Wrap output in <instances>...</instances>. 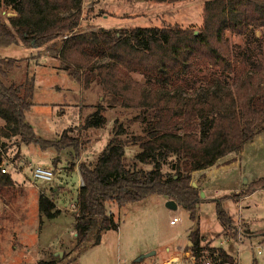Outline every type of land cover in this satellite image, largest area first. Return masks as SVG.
I'll return each instance as SVG.
<instances>
[{"label": "trees", "instance_id": "trees-1", "mask_svg": "<svg viewBox=\"0 0 264 264\" xmlns=\"http://www.w3.org/2000/svg\"><path fill=\"white\" fill-rule=\"evenodd\" d=\"M203 3L199 28L166 24L80 30L84 0H0L1 46L37 48L34 57L51 56L72 80L85 89L99 90V99L88 105L91 110L81 125L83 131L109 127L107 109L130 110L127 122L113 119L110 137L96 160L80 165L77 251L98 244L104 231L118 229L108 203L123 206L158 195L188 211L194 222L188 249L197 264L207 260L235 264L223 247L204 245L197 213L204 197L192 178L195 171L241 154L264 133V0ZM4 8H12L16 15H3ZM230 33L247 37L246 48L235 50ZM25 60L0 58V186L12 183L11 174L2 172L12 138L43 149L71 147L76 158L86 147L69 129L56 140L45 139L27 121L35 104V76L10 80ZM130 145L138 147L131 156ZM259 189H264V175L237 196ZM39 209L50 219L62 212L45 193L40 195ZM217 210L224 232L236 229L220 200ZM255 234L264 237V228ZM39 264L59 263L54 258Z\"/></svg>", "mask_w": 264, "mask_h": 264}, {"label": "rangeland", "instance_id": "rangeland-1", "mask_svg": "<svg viewBox=\"0 0 264 264\" xmlns=\"http://www.w3.org/2000/svg\"><path fill=\"white\" fill-rule=\"evenodd\" d=\"M90 1L93 0H84L80 30L99 28L98 25L103 23V19L96 25L90 23L91 13L86 6ZM103 1L95 9L100 15L112 14L105 19L108 24L105 28L166 24L199 28L203 24V0ZM2 13L10 16L14 10L4 8ZM260 33L256 31L257 36ZM229 36L235 50L246 48L247 37L231 33ZM37 53V48L0 45V58L26 59L21 69L11 73L10 80L20 81L26 76H35V104L27 112V121L35 127L38 135L46 139L56 140L69 129L71 135L86 143V147L76 158L71 147L57 151L55 148L43 150L34 144L31 149L24 146V150L29 151L28 155L34 158L45 154L44 159L37 163L27 159L28 165L55 167L58 172L50 183L22 180L18 188L10 189L11 192L0 191V264H39L41 260L54 258L59 264H175L177 257L172 256L176 252L181 254L182 261L187 262V256H190L188 252H191L188 247L192 245L189 233L194 222L182 205L171 209L167 206L169 199L158 195L123 206L108 203L109 214L114 215L118 229L104 231L98 244L81 252L75 249V210L83 183L80 165L96 160L110 137L113 119L127 122L130 110L121 107L107 109L106 114L111 119L109 127L83 131L81 125L91 110L88 105L99 99V90L85 89L66 72L59 70L58 60L46 55L36 58L33 55ZM12 146L17 152L16 145ZM136 150L138 147L130 145L127 154L131 156ZM11 157L18 164L26 160L19 151ZM25 168L32 173L30 167ZM263 175L264 133L248 143L241 154L224 157L206 170L193 172L194 185L205 193L197 212L199 228L206 239L204 245L208 242L212 246L223 247L237 259L235 264H264V237L255 234L264 228V189L249 196H237L248 190L254 179ZM58 182L62 183V190L56 195V202L62 212L50 219L41 215L39 197L44 188L49 194L50 187ZM23 188L27 189L26 192ZM60 198H64L65 202L62 203L64 199ZM219 200L222 208L233 216L235 222L236 229L228 230L227 233L218 216ZM175 217L178 220L171 223ZM233 233H236V237H233ZM151 252L155 253L147 255Z\"/></svg>", "mask_w": 264, "mask_h": 264}, {"label": "crops", "instance_id": "crops-1", "mask_svg": "<svg viewBox=\"0 0 264 264\" xmlns=\"http://www.w3.org/2000/svg\"><path fill=\"white\" fill-rule=\"evenodd\" d=\"M104 1L103 0H100L99 2H97L96 0H93V1H90V3H88L86 6L88 7V10H90V13H91V16H90V23L91 24H97V23H100V20L101 19H103V23H100L98 26H100V27H105L106 25H108V24H106L107 23V21L105 20V19H108L112 14L111 13H105V14H103V15H100L99 13H98V11H96V9H95V6L96 5H98V4H101V3H103ZM183 2V1H182ZM184 2H186V1H184ZM84 7H85V5H84ZM13 15H16V12L14 11V14ZM104 20H105V22H104ZM90 24V25H91ZM0 124H3V121L2 120H0ZM32 125V124H31ZM33 126V125H32ZM34 127V126H33ZM34 129H35V127H34ZM38 134V133H37ZM40 136V135H39ZM42 137V136H41ZM46 139V138H45ZM54 140V139H53ZM16 143H18V144H16ZM8 151H7V154H5L6 155V159L7 160H13V158L11 157V155H15L18 151H19V154L21 155V156H23L26 160L28 159L29 161H33L34 163H37L36 161H42L41 159H44V153H43V155H36L37 157L36 158H34L33 157V155H28V153H29V151L28 152H26L25 150H24V146H28L30 149H31V147H32V144H28V143H26V142H24V141H22V139H20L19 137H15V138H12V139H10V140H8ZM16 145V147L18 148V150H17V152H15L14 151V149H13V146L12 145ZM41 148V147H40ZM50 148H54V147H50ZM41 149H43V148H41ZM48 149V148H47ZM43 150H46V149H43ZM15 158V157H14ZM35 159V160H33V159ZM37 165V164H36ZM50 168V167H49ZM55 167H53L52 169H54ZM27 169L26 168H24V169H22V170H15V169H10L9 170V174H11V176H12V183H10L9 185H2V186H0V191L1 190H3L5 193H9V192H11V190L10 189H15V188H18L19 186H18V184H22V180H30L31 179V182L33 181V179H32V175H31V173H29L28 171H26ZM55 171H57L56 170V168L54 169ZM58 172V171H57ZM19 176H21V178L20 179H18V177ZM82 179V178H81ZM24 183V182H23ZM46 183H50V182H46ZM81 185H83V183L81 184ZM60 187H62V183H56V185H52L51 187H50V193L48 194L47 193V191H46V188H44V190L41 192V193H45L47 196H50V197H53L55 200H56V196H53V193H55V192H57L59 189H60ZM23 191H25L26 192V190L27 189H22ZM40 198V197H39ZM63 200L64 198H60V200ZM63 202H65V199L62 201V203ZM74 205L72 204V207H73ZM179 206V205H178ZM57 207L59 208V205L57 204ZM75 209V208H74ZM62 210V209H61ZM75 212H76V210H75ZM172 222V221H171ZM190 243V242H189ZM231 243V242H230ZM177 249H178V247H176ZM177 257V261H179V260H181V259H183V257H181V254L180 253H175L172 257ZM179 257H180V259H179ZM176 259V258H175ZM170 261V260H169ZM235 261H237V259H235ZM164 264H166V262L164 263Z\"/></svg>", "mask_w": 264, "mask_h": 264}, {"label": "built area", "instance_id": "built-area-1", "mask_svg": "<svg viewBox=\"0 0 264 264\" xmlns=\"http://www.w3.org/2000/svg\"><path fill=\"white\" fill-rule=\"evenodd\" d=\"M25 167H30L31 169V175H32V179L34 181H44V182H50L53 181L54 178L56 177V173L57 171H55L52 168H49L47 166H43V165H28V161L27 160H23L21 161L20 164H18L16 161L14 160H7L5 159L3 164H2V172L6 173L9 172V168L15 169V170H22ZM178 220L177 217H175L171 223H175ZM188 254L190 256H187V262H185L184 260L182 261L179 260L178 263L175 264H197V259L196 256L193 254V252H188ZM189 259V260H188ZM203 264H213L211 261L207 260L205 261Z\"/></svg>", "mask_w": 264, "mask_h": 264}, {"label": "water", "instance_id": "water-1", "mask_svg": "<svg viewBox=\"0 0 264 264\" xmlns=\"http://www.w3.org/2000/svg\"><path fill=\"white\" fill-rule=\"evenodd\" d=\"M201 195H202V197H205V193H204V191L201 192ZM167 206H168L169 208H171V209H177V208H178V203H177L175 200H173V199H169V200L167 201ZM153 253H155V252H151V253H149V254H147V255H151V254H153ZM145 256H146V255H145Z\"/></svg>", "mask_w": 264, "mask_h": 264}, {"label": "bare ground", "instance_id": "bare-ground-1", "mask_svg": "<svg viewBox=\"0 0 264 264\" xmlns=\"http://www.w3.org/2000/svg\"><path fill=\"white\" fill-rule=\"evenodd\" d=\"M177 263L179 262V261H176Z\"/></svg>", "mask_w": 264, "mask_h": 264}]
</instances>
